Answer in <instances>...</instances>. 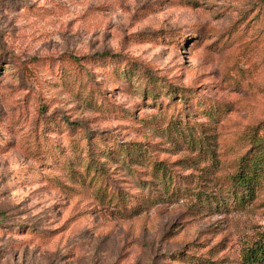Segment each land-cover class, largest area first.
<instances>
[{"label":"rangeland","instance_id":"rangeland-1","mask_svg":"<svg viewBox=\"0 0 264 264\" xmlns=\"http://www.w3.org/2000/svg\"><path fill=\"white\" fill-rule=\"evenodd\" d=\"M256 242L264 0H0V264H245Z\"/></svg>","mask_w":264,"mask_h":264},{"label":"trees","instance_id":"trees-1","mask_svg":"<svg viewBox=\"0 0 264 264\" xmlns=\"http://www.w3.org/2000/svg\"><path fill=\"white\" fill-rule=\"evenodd\" d=\"M260 173V170L258 171ZM234 181L238 185L248 190L255 181L259 180L257 177V172H248V170H239L235 177ZM244 263L245 264H264V243L256 242L251 247H249L244 253Z\"/></svg>","mask_w":264,"mask_h":264}]
</instances>
